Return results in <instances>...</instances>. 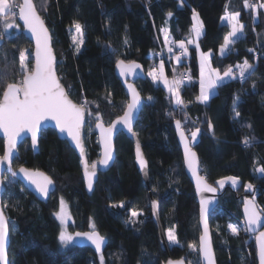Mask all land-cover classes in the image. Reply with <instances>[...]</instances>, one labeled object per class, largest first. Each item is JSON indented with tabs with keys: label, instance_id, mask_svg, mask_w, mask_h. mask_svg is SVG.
I'll return each mask as SVG.
<instances>
[{
	"label": "trees",
	"instance_id": "obj_1",
	"mask_svg": "<svg viewBox=\"0 0 264 264\" xmlns=\"http://www.w3.org/2000/svg\"><path fill=\"white\" fill-rule=\"evenodd\" d=\"M33 3L51 33L62 85L73 101L80 104L86 100L89 111L101 113L104 123L119 116L127 104L125 91L114 73L116 61H138L144 67L146 79L136 83L144 102L134 130L148 161L150 184L145 189L134 163L133 144L123 134L115 140L113 166L99 174L90 194L84 189L77 156L53 130L41 132L36 154L24 141L13 167L46 172L55 181L56 190L47 201L40 202L17 181L10 195L3 198L9 229L16 227L14 232L10 230L9 264H101L100 256L89 248L60 246L59 226L53 216L59 197L69 204L73 231L90 230L91 218L95 230L106 238L104 264H161L166 260L167 253L160 247L152 220L150 197L159 204L162 228L174 229L179 243L169 247L168 254L173 259L183 258L186 264H200L197 203L175 138L173 122L177 120L187 135L200 129L191 146L200 159V172L209 183L219 188L216 182L226 176L240 181L236 188L224 186L209 216L217 264H257L253 237L243 230L241 207L251 197L264 209V172L257 171L264 168V8L258 7L254 17L251 9L244 7V0ZM250 3L259 5L264 0ZM226 4L229 12L240 13L244 30L222 56L219 48L229 33L228 24L221 19ZM193 10L204 26L197 46L187 44L192 38ZM14 21L18 25L16 18ZM74 22L80 23L83 30L84 42L79 51L73 48L70 34ZM161 29L167 30L173 42L185 43L187 52L178 62L167 60L166 55L158 56L157 52L164 49ZM26 50L30 54L32 46L21 29L4 38L0 46V95L7 83L22 80L20 52ZM198 51L210 53L211 66L221 74L245 59L253 65V72L246 74L243 81L237 76L220 82L209 99L200 103ZM160 59L168 75L175 70L178 77L186 76L179 87L184 108L148 76ZM27 64L30 69L31 58ZM235 112L240 116L236 117ZM186 116L194 118L196 124L188 123ZM209 122L213 126L211 133ZM246 136L252 141L248 146L243 143ZM84 142L89 162L97 160L99 148L92 124L91 131L86 125ZM247 184L252 188L246 189ZM121 203L124 207H119ZM133 211L139 214L136 223L129 222ZM230 224L240 229L238 234L232 233Z\"/></svg>",
	"mask_w": 264,
	"mask_h": 264
},
{
	"label": "snow or ice",
	"instance_id": "obj_2",
	"mask_svg": "<svg viewBox=\"0 0 264 264\" xmlns=\"http://www.w3.org/2000/svg\"><path fill=\"white\" fill-rule=\"evenodd\" d=\"M19 7V18L23 21V25L31 33L32 38L35 41V52H34V65L27 66V61L30 54L25 51L20 52V68L23 79L19 82L7 83L2 96H0V131L4 135V156L0 157V165L7 163L8 171L15 177L17 171L12 168L13 158L16 156L15 150L18 147V140L22 131H29L32 134V144L35 147L37 143V130L41 127L43 121L48 119L54 120L56 126L59 128L61 133H67V136L75 143V146L80 151L81 164L84 166V175L87 180V186L89 190L93 188V177L97 173L99 166H108L109 161L112 159V134L113 130L118 125H123L127 128L128 132L132 133L133 136L136 133L133 131V121L135 114L141 106V98L139 92L136 90L132 83H128L127 87L131 95L130 102L126 105V110L122 116H119L116 120L112 121L109 126H105L101 117V113L98 111L93 113L88 110V102L85 100L83 103L77 104L73 102L69 95L70 93L62 87L60 78L57 76L55 69L56 59L53 54L51 47V36L49 30L46 28L44 20L38 14L35 5L32 0H23V3L16 5L13 0H0V16L5 18V31L16 27L15 23L8 22L12 17L15 16L14 9ZM244 7L250 8L253 16L257 13V8H264V3L259 5L250 3V0H244ZM169 16L172 13H168ZM239 12H229L228 5H225V15L221 17L222 20H227L228 25L231 27V31L225 35L224 42L220 47L221 55H226L231 50V45L235 42L236 38L243 33L244 25L239 24ZM193 24L190 29L191 33L195 37H199L203 30V23L199 18L198 13L193 10L192 13ZM74 34L72 36L73 43L76 44L77 50L84 42L82 26L78 22H74ZM164 35L165 42L167 44L169 33L166 29H161ZM4 38V34L0 33V39ZM127 43V41H125ZM179 47L184 49L186 54L187 49L183 41L178 42ZM188 43H192L191 40ZM169 52H172V48L169 47ZM251 51V50H250ZM179 60V57H177ZM116 67L120 71L122 77L134 75V70L140 68V65L135 62L125 64L123 60H117ZM238 76L241 80L246 78V74L253 72V65L250 64L246 59L242 64L236 65ZM149 76L153 80L163 78V83L169 93L175 100L177 106L183 104L180 97L179 87L182 83V79L175 78L170 82L167 78H164L163 64H161L159 77L155 71H149ZM225 78H237V72L233 70L231 66L226 69L223 74L218 69L212 68L208 62V54H202L201 57V79L200 86L201 92L197 97L200 103H204L209 99L213 89L219 86ZM255 87V85H253ZM111 93H109V96ZM111 103V101H109ZM235 111V101H234ZM88 119H85V117ZM235 116L239 117L240 113L235 112ZM95 120V127L100 130L101 143L104 146L103 157L98 162H93L91 166L88 165L85 160V148L81 136V129L87 125L91 131L92 120ZM176 127L178 134L180 135L181 143L184 147L185 163L188 169L192 172L196 179L197 190L199 191H215L206 183V178L197 174L198 158L194 151L189 146V142L185 136L184 131L181 128V121H176ZM209 129H212V124L209 122ZM250 127V125H249ZM200 129L197 128L191 132V138L193 141L197 139V135ZM251 140L246 136L243 143L248 146L251 144ZM137 161L140 164L141 170H145L147 167L146 161L144 160L141 152L139 142H137L136 150ZM19 173H22L27 181L35 186V190L44 197H47L50 192V186L53 184V180L45 173L39 170H29L24 167L19 168ZM259 172H264V168L257 169ZM147 173L145 172V175ZM225 180H230L233 184L236 183V177H226ZM12 182V181H9ZM224 180H218L216 183L221 185L224 184ZM4 180H0V184H3ZM246 189H251L252 185L248 184L245 186ZM253 200L244 201V214L246 223L243 230L246 232H256L261 224L262 216H264V209L259 208ZM208 201H201V222L204 224L203 234L200 236L199 252L203 256L207 264H215L212 245L209 238V231L206 223V212L208 210ZM116 206V205H113ZM7 205L0 204V264H7L6 255V242L9 235V224L8 219L5 215L4 209ZM119 207H124L121 203ZM153 211L155 214L156 202H152ZM57 219L60 220L61 225H64L69 219V213L67 211V204L61 197L60 199V211L55 213ZM139 214L135 211L131 213V223H136V217ZM90 232H77L75 237H83L91 242L95 246L97 253H101L102 246L105 238L95 230V225L89 223ZM230 230L233 234H238L240 229L237 226L229 225ZM168 239L172 243H176V235L173 229L168 231ZM59 240L62 244L67 245L73 242L74 237L68 234L65 230L59 233ZM256 242L258 247V256L260 264H264V231H260L256 235ZM190 247H194L190 245ZM101 264H104L103 256L101 255ZM168 264H173L172 261H168ZM175 264H183V261H176ZM199 264V262H197Z\"/></svg>",
	"mask_w": 264,
	"mask_h": 264
},
{
	"label": "water",
	"instance_id": "obj_3",
	"mask_svg": "<svg viewBox=\"0 0 264 264\" xmlns=\"http://www.w3.org/2000/svg\"><path fill=\"white\" fill-rule=\"evenodd\" d=\"M32 2H33V0H32ZM22 3H23V0H20V4H22ZM16 19H17L18 24L21 27L22 34L31 43V46H32V65H34V63H35V59H34L35 41L32 38L31 33L27 30V28L24 27L23 21L19 18V7L17 9V17H16ZM49 34L51 36L50 31H49ZM3 42H4V38L3 39H0V46L3 44ZM51 47L53 49V54H54L55 59H56L55 69H56V72H57V58H56V54H55V51H54V48H53L52 38H51ZM119 60H121V59H119ZM124 62H125V64H129L131 62H135L136 64L140 65V68L134 70V75H130V76H127V77H122L120 75V71L116 67V63H115V66H114V73H115L116 77L118 78L121 86L123 87V89L125 91V94L127 96V103H128L131 100V95L129 93L127 84L128 83H132L134 85V87L136 88V90L139 92V90H138V88L136 86V83L139 80H145L146 79V72H145L144 67L142 66V64L140 62H138V61H131V62L124 61ZM57 76H58V74H57ZM22 79H23V77H22ZM60 83H61V81H60ZM61 85H62V83H61ZM62 87H64V86L62 85ZM139 94H140V92H139ZM0 96H2V94ZM69 98L71 99L70 96H69ZM140 98H141L142 103H141V106H140L139 110L136 112L135 119L133 121V131L134 132H135L134 128H135L136 122L138 120V117L140 115V112L142 110V106H143V102H144L143 96L141 94H140ZM73 102H75V101H73ZM125 110H126V106H125L124 110L122 111V113L119 116H122L124 114V111ZM119 116L115 117L113 120H111L107 124L103 122L104 125L106 127L109 126L112 123V121L116 120ZM85 119H88V117L86 116ZM85 128H86V125L81 129V136H82V140H83V144H84V148H85V157L84 158L87 161L88 165L91 166V164L93 162H98L103 157L104 146L101 143L100 130L95 127V122H94L92 128H93V131L96 134V138H97V145H98V148H99V158L97 160L93 161V162H89L88 157H87V150H86V146H85V142H84ZM181 128L184 131L182 124H181ZM46 129L53 130L55 132L57 138L60 139V140L65 141L68 144V146L74 151L75 155L77 156V158L79 160L81 178H82V182L84 184V189L86 190V192L88 194H90L93 191V189L95 187V184L97 183L99 174H102V173L107 172L113 166L114 161H115V140H116V137L119 134H123L125 137H127L129 140H131V142L133 144V157H134L135 166L138 169V172L140 174V177L142 179V182L144 184L145 189H147V190L149 189V184H150V180H149V166H148V161H147V159H146V157L144 155L142 146H141V144H140V142L138 140L137 135L133 136L132 133L128 132L127 128L123 127V125H118L113 130L112 142H111L112 159L109 161V165L106 166V167L105 166H99L98 165L97 173L93 177V188H92V190H89L88 189V186H87V180H86L85 175H84V166L81 164V156H80L79 149L76 148L75 143L72 142V140L67 136V133L66 132L65 133H61L60 132V130L56 126V122L54 120L48 119V120L42 122L41 127L37 130V143H36L35 147H33V144H32V134H31V132H29L27 130L22 131L20 133L19 137L17 138V140H18V147L15 150V152H16V156L15 157L18 156V148H19L20 144L23 143L26 140L29 142V147L32 150V152L36 154L38 152V150H39L38 141H39V138H40V134H41L42 131H44ZM173 129H174L175 138H176V141H177V144L179 146V149H180V152H181V156H182L183 170H184V173H185L186 177L188 178L189 182L192 185V188H193V191H194L195 200H196V203H197L198 226H199V230H200V234L198 236V254H199V261H200V264H207V262L204 260L203 256L199 252L200 236L203 234V231H204V224L201 222V201L203 200V201H208L209 202L208 203V206H207L208 210L206 212V217L205 218H206V223H207V227H208V231H209V238H210L211 245H212V251H213L214 261H215V264H217L216 257H215V252H214V248H213V241H212L211 229H210V225H209V216H210L211 211L214 209V207L219 203V199H220L222 193L219 190V188H217L215 185L209 183L207 181V179H206V183L209 186H211V188L215 189V191H199L198 192V190H197V184H196V179L193 176L192 172L188 169V167H187V165L185 163L184 147H183V144L181 143L180 135L178 134V131H177L176 121L173 122ZM208 132L211 133L212 132V129L211 130L209 129ZM184 133H185V136H186V138H187V140L189 142L190 148L192 149V151H194V149L191 146V142H190V140L188 138L187 133L185 131H184ZM0 139L3 141V153L0 155V157H3L4 156V135H3V132L2 131H0ZM137 142H139L140 152H141V154H142V156H143V158H144V160L146 161V164H147L146 169L143 170V171L141 170L140 164L137 161V157H136ZM14 158H13V160H14ZM197 158H198L197 174L200 175V176H202V177H205L200 172V159H199L198 155H197ZM12 164H13V161H12ZM20 167H24V168L29 169V170H35V169L27 168L25 166L13 167V165H12V168L17 171V175L15 177H13L11 175V172L8 171V164L7 163H4V164L0 165V180H3L4 174L7 173L10 176H12L14 179H16L17 181H19L23 185V187L29 193H31L37 200H39L40 202L47 201L50 198V196L56 190L55 181L46 172H44L42 170H39V171L45 173L46 175H48L53 180V184L50 186L49 195L47 197L41 196L35 190V186L34 185H31L27 181V179L23 176L22 173H19L18 170H19ZM145 172L147 173L146 175H145ZM5 190H6L5 184L4 183L3 184H0V204H2V200H3V196H4ZM247 200H250L251 201L253 199L251 197H248ZM153 201L156 202L155 214H154L153 207H152V202ZM150 207H151V213H152V220H153V222H154V224H155V226L157 228V233H158V239H159L160 247H161V249L164 252L167 253L166 260L164 262H162L161 264H168V261H172L173 264H175L176 261H181V260L183 261V264H186V261L183 258L173 259L168 254L169 247H168L167 242H166L165 230L162 228V225L160 223L159 204L152 197H150ZM241 214H242L243 225H245L246 220H245V214H244V202H243L242 207H241ZM8 224H9V222H8ZM90 231H92V230H86V231L75 230V231H73V234L72 235L74 237V240L72 242V245L75 246V247H79V248H89V249H91L93 251L94 254H96V255H102L103 252H104V250H105V248H106V243H107L105 237H104L105 238V241H104V244L102 246L101 253H97L96 250H95V246L92 245L91 242L88 241L86 238H83V237H75V233H77V232L83 233V232H90ZM260 231H264V216H262L261 224H260V226H259V228L257 229L256 232H247L249 235H252V237H253V241H254V245H255V257H256L257 264H260V259H259V256H258V247H257V242H256V235H258ZM9 245H10V229H9V235L7 237V242H6L7 264H9V258H8V248H9Z\"/></svg>",
	"mask_w": 264,
	"mask_h": 264
},
{
	"label": "rangeland",
	"instance_id": "obj_4",
	"mask_svg": "<svg viewBox=\"0 0 264 264\" xmlns=\"http://www.w3.org/2000/svg\"><path fill=\"white\" fill-rule=\"evenodd\" d=\"M13 3H15L16 5H19L20 4V0H13ZM17 9H18V6L14 9V11H15V16L14 17H12L8 22H10V23H12V22H14L15 23V21H14V19L17 17ZM258 10V9H257ZM255 17H256V15H255ZM18 23V22H17ZM239 24H242L243 25V23H239ZM15 25H16V27H14V28H11V29H7V31H5V18L3 17V16H0V33H3L4 34V38H8L10 35H11V33L13 32V31H19L20 29H21V27H20V25L18 24H16L15 23ZM230 31H231V27H230ZM229 31V32H230ZM74 32H75V30H74V27H72L71 28V30H70V34H71V39H72V36H73V34H74ZM240 36H242V34H240L239 36H238V38L240 37ZM237 39V38H236ZM198 41V40H197ZM188 45H191V46H194L192 43H187ZM72 45H73V48H77L76 47V44H74L73 43V39H72ZM179 45V44H178ZM197 44L195 43V46H196ZM221 47V46H220ZM231 47V46H230ZM81 48H82V44L80 45V47H79V50H81ZM57 49V48H56ZM78 50V51H79ZM176 50H177V52H176ZM182 50H181V48H172V52H170L171 53V59H173L174 61H176V62H178L179 60L177 59V57H179V59L183 56V53H184V49H183V51L181 52ZM25 53H26V55L27 54H29V52L26 50L25 51ZM164 52H162V51H160V53H159V57H161V58H163V56H164V54H163ZM202 54H205L204 52H201V51H198V61H199V68H200V71H201V57H202ZM208 54V62L210 63V53H207ZM219 54H221V52H220V48H219ZM173 57V58H172ZM32 59V52H30V56H29V59ZM28 59V60H29ZM170 59V57H168L167 58V60H169ZM28 62V61H27ZM26 62V63H27ZM161 64H163V73H164V78H167V80L168 81H172L173 79H174V77L175 78H178V79H182V82H183V80L184 81H186V76H185V74L183 75V77L182 78H180V77H178L179 75H177L176 73H175V70H173V71H170V74L168 75L166 72H165V70H164V61L163 60H159V62L156 64V65H154L153 67H152V69L150 70V71H155V73H156V75L159 77V72H160V67H161ZM211 65V64H210ZM27 66H28V64H27ZM212 67V66H211ZM213 68V67H212ZM19 70H20V72H21V68H19ZM149 73V72H148ZM222 75V74H221ZM149 76V75H148ZM150 78H152L151 76H149ZM153 79V78H152ZM200 79H201V77H200ZM199 79V80H200ZM226 79V78H225ZM154 81V80H153ZM154 82H156V83H160L163 87H164V89L167 91V92H169L168 90H167V88L165 87V85H164V83H163V78H158L157 80H155ZM201 87V86H200ZM216 89V88H215ZM215 89H213L212 91H214ZM200 92H201V89H200ZM170 95H171V93H169ZM173 101L175 102V100H174V98H173ZM183 105V104H182ZM183 108H184V105L182 106ZM94 122H95V120H94V118H93V120H92V126H93V124H94ZM188 123H189V121H187ZM193 124V123H192ZM197 129V128H196ZM196 129H193V130H191V132L192 131H195ZM191 132L188 134V138H189V140H190V142H191V144H193V143H195L196 142V140L195 141H193L192 140V138H191ZM16 158V157H15ZM14 158V159H15ZM14 161V160H13ZM226 177H230V176H226ZM226 177H223V178H221V179H219V180H224L225 182H224V184H223V186L221 187V185H219L218 184V186H219V190L221 191L223 188H224V186H226L227 184L229 185V186H231L232 188H236L238 185H239V180L237 179V181H236V183L235 184H233L230 180H225V178ZM3 180H4V184H5V186H6V190H5V192H4V196H3V198L5 199V196H7V195H10V193H11V191L13 190V185H14V183H16L17 182V180L16 179H14L12 176H10L9 174H7V173H5L4 174V176H3ZM9 181H12V182H9ZM248 185V184H247ZM59 200H58V207H57V209H56V211L53 213V216H54V218H55V220H56V222H57V224H58V226H59V233L62 231V230H65L68 234H73V230H72V226H71V224H72V216H71V212H70V208H69V204L66 202V200H64L65 201V203L67 204V211H68V213H69V219L66 221V223L64 224V225H61V222H60V220L59 219H57V216L55 215V213H57V212H59L60 211V199H61V197H59L58 198ZM2 204H3V200H2ZM131 213L132 212H130V214H129V220H130V218H131ZM15 229H16V227H15V225H13V226H11L10 227V230H11V232H14L15 231ZM90 230H93V229H90ZM174 230V229H173ZM168 231H169V229H166L165 230V237H166V242H167V245H168V247H171V246H173V245H178L179 243H178V241H177V239H176V243H172V242H170L169 241V239H168ZM175 233V232H174ZM59 243H60V246L62 247V248H68L69 246H71L72 245V242H70L69 244H67V245H64V244H62L61 242H60V240H59ZM100 256V258H101V255H99ZM99 258V259H100ZM100 261H101V259H100Z\"/></svg>",
	"mask_w": 264,
	"mask_h": 264
},
{
	"label": "crops",
	"instance_id": "obj_5",
	"mask_svg": "<svg viewBox=\"0 0 264 264\" xmlns=\"http://www.w3.org/2000/svg\"><path fill=\"white\" fill-rule=\"evenodd\" d=\"M239 19V18H238ZM222 22H226L227 24H228V22H227V20H222ZM239 23H242V22H240L239 21ZM229 26V25H228ZM229 31H230V26H229ZM202 34V33H201ZM162 38H163V44H164V49H163V52H164V55H166V57L168 58V57H170L171 58V53L169 52V47H171V48H180L179 47V43L178 42H173L170 38H168V42H167V44H166V42H165V38H164V35L162 34ZM199 38V37H198ZM198 38L197 37H195V35L194 34H192V38L190 39L191 41H192V44L193 45H195V43L197 44V40H198ZM197 46V45H196ZM173 58V57H172ZM200 77H201V71H200ZM226 79H228V78H226ZM226 79H224L223 81H225ZM222 81V82H223ZM200 89H201V87H200ZM215 91V90H214ZM214 91H212L211 92V95L214 93ZM210 95V96H211ZM209 96V97H210ZM198 136V135H197Z\"/></svg>",
	"mask_w": 264,
	"mask_h": 264
},
{
	"label": "built area",
	"instance_id": "obj_6",
	"mask_svg": "<svg viewBox=\"0 0 264 264\" xmlns=\"http://www.w3.org/2000/svg\"><path fill=\"white\" fill-rule=\"evenodd\" d=\"M181 52H182V51H181ZM159 53H160V50L157 52V54L159 55ZM236 65H237V64H235L233 70L237 72V76H238V71L236 70ZM240 81H243V80L240 79ZM186 121H190V122H192L193 124H196L194 118H192V117H190V116H186Z\"/></svg>",
	"mask_w": 264,
	"mask_h": 264
},
{
	"label": "bare ground",
	"instance_id": "obj_7",
	"mask_svg": "<svg viewBox=\"0 0 264 264\" xmlns=\"http://www.w3.org/2000/svg\"><path fill=\"white\" fill-rule=\"evenodd\" d=\"M127 224V223H126ZM252 236V235H251Z\"/></svg>",
	"mask_w": 264,
	"mask_h": 264
}]
</instances>
